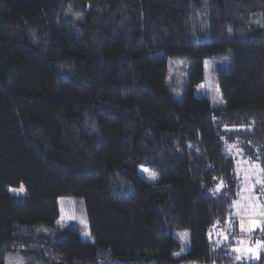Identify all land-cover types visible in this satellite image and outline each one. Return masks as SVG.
Listing matches in <instances>:
<instances>
[{
    "label": "trees",
    "instance_id": "trees-1",
    "mask_svg": "<svg viewBox=\"0 0 264 264\" xmlns=\"http://www.w3.org/2000/svg\"><path fill=\"white\" fill-rule=\"evenodd\" d=\"M228 53L212 108L203 62ZM173 56L191 61L182 102ZM240 137L264 166V0H0V264L22 245L28 264H264L234 249ZM64 196L84 200L93 243L57 226ZM175 228L191 235L178 256Z\"/></svg>",
    "mask_w": 264,
    "mask_h": 264
},
{
    "label": "rangeland",
    "instance_id": "rangeland-1",
    "mask_svg": "<svg viewBox=\"0 0 264 264\" xmlns=\"http://www.w3.org/2000/svg\"><path fill=\"white\" fill-rule=\"evenodd\" d=\"M204 83L205 94L210 101L212 108H224L227 106L226 99L223 96L220 88L219 76L220 73L226 72L230 67V54L218 55L214 57H206L204 59ZM191 72V61L185 56H173L168 59L167 74H166V86L171 92L176 101L182 102L184 92L188 85V80ZM90 126V122L88 123ZM228 130V129H227ZM241 130H244L242 127ZM240 141L228 144L229 152L234 157L237 163V172L241 182L240 192L237 200L234 204V215H246V216H260L263 218L264 224V166L259 158L261 147H255L252 142H247L240 137ZM227 139V138H226ZM254 149V150H253ZM253 150L256 156L250 155V151ZM139 174L150 182L157 181V175L146 167H139ZM9 191L13 195L25 196L27 195L26 189L21 187H9ZM60 208V217L56 224L58 227H73L82 232L85 239H88L91 243L94 242V238L88 231L87 214L85 210L84 200L82 198L74 197H60L58 199ZM222 223H218L216 226L219 231L218 235L227 237V240H231L229 230L224 228ZM228 226V225H226ZM224 228V232L222 231ZM174 237L181 244V250L175 255L178 256L190 247L191 235L188 229L175 228ZM244 242H248L247 239H241L239 246L242 247ZM257 249L255 253H251L250 257H246L252 261L260 260V245L254 240L252 241ZM251 245V246H252ZM238 245L235 249H241ZM253 247V246H252ZM264 245H261V249ZM27 246L22 245L5 254V264H28V255H26ZM23 250V251H22ZM252 252H254L251 249ZM155 258L144 259L142 257H107L97 259L96 264H157ZM91 264V263H87Z\"/></svg>",
    "mask_w": 264,
    "mask_h": 264
},
{
    "label": "crops",
    "instance_id": "crops-1",
    "mask_svg": "<svg viewBox=\"0 0 264 264\" xmlns=\"http://www.w3.org/2000/svg\"><path fill=\"white\" fill-rule=\"evenodd\" d=\"M234 218H236L239 223H235L234 225L237 226V229L239 231H241V235L246 234V235H251L252 237L247 239L248 242H244V244L242 245V247H240V250H236L237 255L240 257H250L251 253H255L257 254L255 251H257L256 247L254 245H252V241L254 240L256 243L257 242H261L264 243V224H263V218L260 216H246V215H234ZM228 218L225 220L226 222H217L213 225V228L211 230V239H215L217 240V244L218 245H222L225 242H227V239H225L224 234L223 235H218L217 232L219 231V229H217L216 225L218 223H222L221 225H224V228L226 230H229L227 227L230 226V223L227 221ZM241 222H243V230H241ZM254 222V223H253ZM228 225V226H226ZM224 228L222 227V231L224 232ZM236 241L238 242V240L236 239ZM241 243L240 241L238 242ZM253 247H252V246ZM236 247V246H235ZM251 249L254 251L252 252ZM261 250V249H260Z\"/></svg>",
    "mask_w": 264,
    "mask_h": 264
},
{
    "label": "built area",
    "instance_id": "built-area-1",
    "mask_svg": "<svg viewBox=\"0 0 264 264\" xmlns=\"http://www.w3.org/2000/svg\"><path fill=\"white\" fill-rule=\"evenodd\" d=\"M248 237V235H246V234H243V235H241V239H246ZM259 247L261 248V244L259 243Z\"/></svg>",
    "mask_w": 264,
    "mask_h": 264
},
{
    "label": "snow or ice",
    "instance_id": "snow-or-ice-1",
    "mask_svg": "<svg viewBox=\"0 0 264 264\" xmlns=\"http://www.w3.org/2000/svg\"><path fill=\"white\" fill-rule=\"evenodd\" d=\"M241 230H243V222H241ZM225 239H227V237H225ZM236 250L238 251L239 249H236Z\"/></svg>",
    "mask_w": 264,
    "mask_h": 264
}]
</instances>
